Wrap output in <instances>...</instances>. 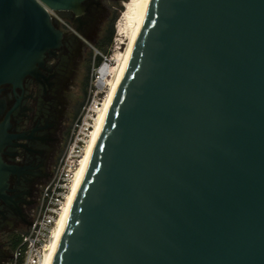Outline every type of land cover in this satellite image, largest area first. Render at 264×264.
<instances>
[{
    "label": "water",
    "instance_id": "1",
    "mask_svg": "<svg viewBox=\"0 0 264 264\" xmlns=\"http://www.w3.org/2000/svg\"><path fill=\"white\" fill-rule=\"evenodd\" d=\"M84 1L0 0V86ZM51 264H264V0L149 1Z\"/></svg>",
    "mask_w": 264,
    "mask_h": 264
},
{
    "label": "flooded vegetation",
    "instance_id": "2",
    "mask_svg": "<svg viewBox=\"0 0 264 264\" xmlns=\"http://www.w3.org/2000/svg\"><path fill=\"white\" fill-rule=\"evenodd\" d=\"M116 1L85 0L78 17L54 10L66 25L53 19L62 32L59 45L19 86H0L1 158L11 167L0 199V264H14V244L32 221L42 187L67 153L83 109L74 89L89 67L91 50L101 44L100 34L104 37L110 29Z\"/></svg>",
    "mask_w": 264,
    "mask_h": 264
},
{
    "label": "built area",
    "instance_id": "3",
    "mask_svg": "<svg viewBox=\"0 0 264 264\" xmlns=\"http://www.w3.org/2000/svg\"><path fill=\"white\" fill-rule=\"evenodd\" d=\"M44 7L52 20H57L60 24L65 25L64 20L54 10ZM120 45L117 41L114 46L116 50ZM110 58L104 57L101 65L91 77L89 98L83 107L81 117L76 120L73 126L67 153L60 160L52 180L42 190L37 211L27 230L21 235L20 243L14 251V264H40L45 255L59 213L69 192L76 165L80 161L97 110L103 100L99 95L103 91V87L98 85L99 68L102 64L109 63Z\"/></svg>",
    "mask_w": 264,
    "mask_h": 264
},
{
    "label": "bare ground",
    "instance_id": "4",
    "mask_svg": "<svg viewBox=\"0 0 264 264\" xmlns=\"http://www.w3.org/2000/svg\"><path fill=\"white\" fill-rule=\"evenodd\" d=\"M149 1L150 0H127L123 2L124 10L121 13V17L116 27L118 30V35H121L122 37L125 36L127 39L126 48L121 52L116 51L110 58L109 61L115 62L114 65H111L107 62L102 64V66L99 68L100 77L98 79V85L104 88V86L107 84L108 92L105 98H103L99 109L97 110L91 133L80 157L79 164L74 171L69 192L67 193L65 202L62 206V209L56 221V225L52 232L50 243L47 246L45 255L40 264H51L52 262L70 207L72 205L80 181L84 175L92 149L101 129L109 105L113 99L114 93L128 62L132 46L142 25Z\"/></svg>",
    "mask_w": 264,
    "mask_h": 264
},
{
    "label": "rangeland",
    "instance_id": "5",
    "mask_svg": "<svg viewBox=\"0 0 264 264\" xmlns=\"http://www.w3.org/2000/svg\"><path fill=\"white\" fill-rule=\"evenodd\" d=\"M124 1H127V0H119V1H116V2L112 3V6H113V8H112V10H113V18H114L113 29L114 30H113V36H112L111 42L107 46L106 45L103 46V48L107 50L106 55H105L104 49H101V48L99 49L97 47V45L94 46V48L91 50L92 54H91V58H90V62H89V67H88L86 73H84L83 76H81V78L78 79L77 88L74 89V94L76 95V100L80 101L81 105H83V107H84L85 103L87 102V100L89 98V94H90V90L89 89H90V86L92 84L91 77H93L92 75L95 73V70L101 65L102 61L104 60V57L109 59L110 57H112L114 55V53L116 51L121 52V51H124L125 48H126L127 39H126L125 36L122 37L121 35H118V32H117L118 30H117V27H116L117 23H118V21H119V19L121 17V13L124 10V5H123ZM104 37H103V34H100L99 39L101 41H103ZM120 40H121V42H120ZM117 41H119V44H121V45H120L119 49L116 50V48L114 46L117 43ZM98 56H100V57L104 56V57L101 58V61L99 63H97V57ZM109 64L114 65L115 62L109 61ZM107 86L108 85L106 84L104 86V88H103V91L99 94L101 98H105V96H106V94L108 92V87ZM76 117L77 116H75V118L73 119L72 125L75 122ZM77 166L78 165H76V167ZM52 178L49 181H51ZM44 186L41 189L40 197H41V193H42V190H43ZM40 197H39V200H40ZM39 200H38V205H39ZM38 205H37V207H38ZM37 207L35 209L36 211H37Z\"/></svg>",
    "mask_w": 264,
    "mask_h": 264
},
{
    "label": "trees",
    "instance_id": "6",
    "mask_svg": "<svg viewBox=\"0 0 264 264\" xmlns=\"http://www.w3.org/2000/svg\"><path fill=\"white\" fill-rule=\"evenodd\" d=\"M113 21H114V18L112 19V22H111V25H110V29H109V31L107 32V34L105 35V37H104V40L103 41H101V44H99V45H97V47L100 49H104L103 48V46L104 45H108L110 42H111V39H112V36H113ZM104 52H105V55H106V52H107V50L106 49H104ZM101 58L102 57H100V56H98L97 57V63H99L100 61H101ZM20 237H18L17 238V240H16V242H15V244H14V248L16 249V247L19 245V243H20Z\"/></svg>",
    "mask_w": 264,
    "mask_h": 264
}]
</instances>
